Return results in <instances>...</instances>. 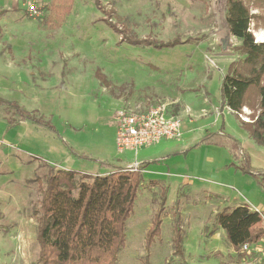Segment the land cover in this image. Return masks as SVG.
Masks as SVG:
<instances>
[{
  "label": "rangeland",
  "instance_id": "1",
  "mask_svg": "<svg viewBox=\"0 0 264 264\" xmlns=\"http://www.w3.org/2000/svg\"><path fill=\"white\" fill-rule=\"evenodd\" d=\"M51 1L0 0V97L39 110L59 134L26 122L6 131L0 126V264H37V215L49 166L105 175L112 168L99 161L128 165L135 153L117 149V112L161 104L182 119V136L137 153L139 163H149L117 264H238L226 232L208 237L206 228L214 229L224 206L246 203L264 212V189L240 169V149L253 167L264 168V146L222 103L223 77L244 59L240 40L225 27L226 0H101L114 11L111 21H126L140 39L188 41L164 48L121 42L95 0H74L52 29L42 20ZM31 2L38 14L28 10ZM253 29L256 41H264V28ZM244 113L249 121L251 111ZM7 117L0 108V119ZM67 144L98 162L75 157ZM152 179L168 187V197L161 237L147 259V233L162 192ZM177 199L184 259L174 254ZM241 264L262 263L257 257Z\"/></svg>",
  "mask_w": 264,
  "mask_h": 264
},
{
  "label": "trees",
  "instance_id": "2",
  "mask_svg": "<svg viewBox=\"0 0 264 264\" xmlns=\"http://www.w3.org/2000/svg\"><path fill=\"white\" fill-rule=\"evenodd\" d=\"M106 19L104 22L120 35V41L134 46L154 48L173 47L185 43L179 37L169 41L157 38L140 39L129 23H113L114 11L108 10L101 0H95ZM74 0H52L44 8L43 22L58 29L70 14ZM225 27L229 35L240 40L239 49L244 56L242 63H232L221 84L222 103L239 119L242 128L258 145L264 146V41H256L253 25L264 28V0H226ZM8 110L9 127L21 121H29L36 127H44L58 134L56 127L39 110L28 111L17 101L0 97V108ZM251 111L249 121L244 120V109ZM59 135V134H58ZM208 135L204 140H208ZM231 137V136H229ZM237 145L240 146L238 140ZM70 152L83 159L98 160L78 153L69 146ZM243 163L240 169L256 178L264 189V168L252 166L249 153L240 149ZM112 168L105 175H91L73 169L49 166L45 176V188L37 215V240L39 256L37 264H117L127 241V221L134 212L135 202L144 179V169L149 162L139 163L137 169L99 161ZM150 185L161 187V200L155 218L147 233V259L157 239L168 197V187L162 181L152 179ZM217 196V195H216ZM174 254L184 259L186 233L181 217L180 200L175 202ZM214 229L207 230L212 236L222 228L241 264L257 258L243 250L245 244H256L264 239V212L253 210L249 204L235 207L224 206L214 217Z\"/></svg>",
  "mask_w": 264,
  "mask_h": 264
},
{
  "label": "built area",
  "instance_id": "3",
  "mask_svg": "<svg viewBox=\"0 0 264 264\" xmlns=\"http://www.w3.org/2000/svg\"><path fill=\"white\" fill-rule=\"evenodd\" d=\"M32 14L39 9L34 2L28 4ZM116 146L122 153L134 152L135 160L128 168L137 169V153L141 148L151 147L162 140H176L182 136V119L168 104H161L146 109H124L117 112ZM243 250L254 253L264 264V239L256 244H245Z\"/></svg>",
  "mask_w": 264,
  "mask_h": 264
},
{
  "label": "crops",
  "instance_id": "4",
  "mask_svg": "<svg viewBox=\"0 0 264 264\" xmlns=\"http://www.w3.org/2000/svg\"><path fill=\"white\" fill-rule=\"evenodd\" d=\"M21 122H26V124H30L31 126H33V127H36L35 125H33L31 122H29V121H21ZM0 126L2 127H0L1 129H3V131H6L7 129H8V127H9V125H8V123H7V121H5V120H1L0 119ZM15 127V126H14ZM14 127H12V128H14ZM9 128H11V127H9ZM38 128V127H37ZM162 141H164V140H162ZM161 141V142H162ZM134 160H132V162H133ZM132 162H130L129 164H131ZM128 164V165H129ZM128 165H123L124 167H127ZM245 204V203H244ZM250 206V205H249ZM251 207V206H250ZM251 209H253V210H256V209H254V208H252L251 207ZM260 211V210H259Z\"/></svg>",
  "mask_w": 264,
  "mask_h": 264
},
{
  "label": "bare ground",
  "instance_id": "5",
  "mask_svg": "<svg viewBox=\"0 0 264 264\" xmlns=\"http://www.w3.org/2000/svg\"><path fill=\"white\" fill-rule=\"evenodd\" d=\"M259 38H260V40H262V39H263V35H262V34H260V35H259Z\"/></svg>",
  "mask_w": 264,
  "mask_h": 264
}]
</instances>
